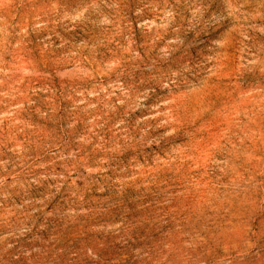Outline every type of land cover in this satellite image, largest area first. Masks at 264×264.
Returning a JSON list of instances; mask_svg holds the SVG:
<instances>
[{"label":"rangeland","instance_id":"1","mask_svg":"<svg viewBox=\"0 0 264 264\" xmlns=\"http://www.w3.org/2000/svg\"><path fill=\"white\" fill-rule=\"evenodd\" d=\"M0 264H264V0H0Z\"/></svg>","mask_w":264,"mask_h":264}]
</instances>
